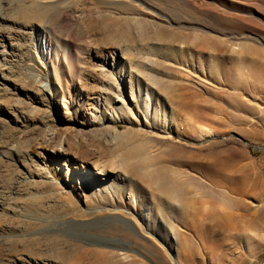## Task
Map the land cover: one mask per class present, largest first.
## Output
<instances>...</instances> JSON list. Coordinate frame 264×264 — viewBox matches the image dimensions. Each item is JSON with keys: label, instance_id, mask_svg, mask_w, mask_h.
<instances>
[{"label": "rangeland", "instance_id": "rangeland-1", "mask_svg": "<svg viewBox=\"0 0 264 264\" xmlns=\"http://www.w3.org/2000/svg\"><path fill=\"white\" fill-rule=\"evenodd\" d=\"M41 1L0 0V264H264V0Z\"/></svg>", "mask_w": 264, "mask_h": 264}, {"label": "bare ground", "instance_id": "bare-ground-1", "mask_svg": "<svg viewBox=\"0 0 264 264\" xmlns=\"http://www.w3.org/2000/svg\"><path fill=\"white\" fill-rule=\"evenodd\" d=\"M62 1H65V0H54V1L42 0L41 3L43 5L44 9H47V8L49 9V8H54V6L56 7L58 4H61ZM56 3H58V4H56ZM0 11H1V9H0ZM1 31H2V29H1ZM0 37H2L1 32H0ZM28 41L30 44L32 43V45L34 47L39 49L38 52L40 53V56L42 57L41 59H43V62H45L44 64H50L52 61L57 59V52L56 51L52 52L51 50H49V51L47 50L50 46V42L44 36L39 35V34L35 35L33 37L30 36ZM34 43L36 45H34ZM10 55H11V57H15V56L18 57L14 53H11ZM10 64H11V62H10ZM14 66H15V64H14ZM7 68L10 69L11 66L7 67ZM220 193H223V192H219L218 194L216 193V195L219 196ZM206 196L207 197H204V198L202 197L203 199L196 201L195 203L192 201H188V200H186V198H184V199H182L181 203L179 204V206H180L179 209H180V213H181V218H182L184 230H186L187 233H189L190 236H192V237L196 231V227L194 224V220L196 217H200V219H201V226L200 227L203 226L207 231L212 233L213 225L215 224L214 220L218 217L225 216L224 213H222L221 211H219L218 208L215 207L216 206L215 203H213V198H217V197H214L210 193H208V195H206ZM0 199H1V196H0ZM218 200L221 201L220 199H218ZM1 204L2 203H0V207H2ZM78 225L80 227H82L83 224H78Z\"/></svg>", "mask_w": 264, "mask_h": 264}]
</instances>
